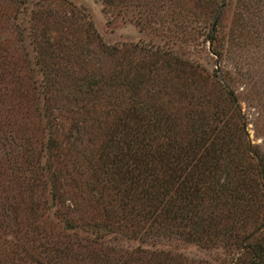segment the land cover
<instances>
[{
  "label": "trees",
  "instance_id": "obj_1",
  "mask_svg": "<svg viewBox=\"0 0 264 264\" xmlns=\"http://www.w3.org/2000/svg\"><path fill=\"white\" fill-rule=\"evenodd\" d=\"M9 1L26 70L18 76L0 52V131L13 150L6 187L19 188L0 195V264H189L166 248L172 240L264 264L263 151L247 138L233 92L179 48L206 28L221 57L217 13L232 2L246 18H264V0L167 1L160 13L155 0H98L111 19L156 31L159 18L168 30L161 46L121 47L38 0ZM93 38L106 69L78 50V39ZM29 114L37 137L26 133ZM81 133L87 144L74 150Z\"/></svg>",
  "mask_w": 264,
  "mask_h": 264
},
{
  "label": "rangeland",
  "instance_id": "obj_2",
  "mask_svg": "<svg viewBox=\"0 0 264 264\" xmlns=\"http://www.w3.org/2000/svg\"><path fill=\"white\" fill-rule=\"evenodd\" d=\"M42 4L43 9H49L55 14V18H74L79 23L84 21L92 23L95 32L102 42L116 45L118 47L124 45L141 44L146 46L148 42L157 46H161L165 39L168 30H161L159 25V18H155L154 31H140L134 22V18H122V15H116L112 18L103 13L101 4L98 0H38ZM136 2V0H130ZM167 1L173 4V8L177 5L188 6L190 3L187 0H155V11L160 13L163 7L162 3ZM145 3V1H141ZM151 4V0H148ZM147 2V3H148ZM2 15L0 17V40L3 41L0 47V52L3 50L8 53L11 60H13V67H15L17 75L22 77L26 66L24 62H20V52L22 53L21 42L19 41L15 18H14V3L9 0H1ZM235 3V0H234ZM151 8V7H150ZM232 2L229 6L220 10L217 15L223 21V28L218 31L220 39V47L222 56L218 57L211 54L208 40L205 39L208 29H203L202 35L197 43H188L181 45L179 48L183 50L187 58H195L197 61L207 68L209 73H214L223 85L229 88L236 96L237 104L240 113L245 120V130L247 138L253 144L258 145L264 154V18H252V16L245 17V14L238 9ZM129 17V16H128ZM112 20L110 23L108 20ZM203 18L200 19L202 21ZM108 21V22H107ZM77 31V30H76ZM226 32V33H225ZM54 36V32H51ZM77 35L84 37L81 30L77 31ZM70 36V35H69ZM164 38L163 40L161 38ZM204 38V39H203ZM95 38L91 39L86 45L82 40L78 39V50L80 46L87 47V52L92 56L91 66H102L105 69L111 64L109 60H105L98 54L95 47ZM81 44V45H80ZM223 44V45H222ZM200 48L198 52L196 49ZM19 55V56H18ZM85 53L83 54V56ZM207 62V63H204ZM9 97V96H7ZM15 96L11 101L14 105V120L16 139H18L19 124H21V114L17 112L18 105ZM13 105V104H12ZM5 102L1 107H8ZM2 122L7 121L4 112L0 109ZM58 114V113H57ZM63 116V115H59ZM28 130L26 133L37 137L36 119L29 114ZM58 120L66 125V121ZM34 123V124H33ZM5 130V128H2ZM0 131V195L6 193H15L19 190L17 183L12 181L11 190L7 191V182L5 171L7 167L8 152L13 153L11 147L3 145V135ZM14 131V130H13ZM39 136V135H38ZM74 141V150H80L82 146L86 145V135L81 133ZM16 196V194H15ZM1 206V201H0ZM2 209L0 208V213ZM166 248L171 249L172 253L180 252L183 257L189 261V264H233V252L224 249H202L194 244H186L181 241L172 240ZM175 251H174V250ZM187 263V262H185Z\"/></svg>",
  "mask_w": 264,
  "mask_h": 264
}]
</instances>
